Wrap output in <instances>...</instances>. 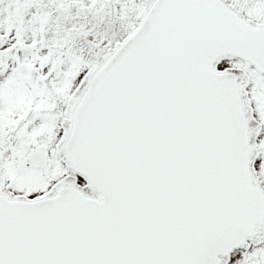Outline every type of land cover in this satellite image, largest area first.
Here are the masks:
<instances>
[{"label":"snow or ice","instance_id":"1","mask_svg":"<svg viewBox=\"0 0 264 264\" xmlns=\"http://www.w3.org/2000/svg\"><path fill=\"white\" fill-rule=\"evenodd\" d=\"M0 264H264V0H0Z\"/></svg>","mask_w":264,"mask_h":264}]
</instances>
